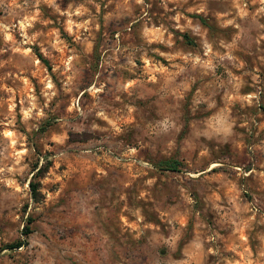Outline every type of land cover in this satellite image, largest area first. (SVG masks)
Returning a JSON list of instances; mask_svg holds the SVG:
<instances>
[{
  "label": "rangeland",
  "instance_id": "rangeland-1",
  "mask_svg": "<svg viewBox=\"0 0 264 264\" xmlns=\"http://www.w3.org/2000/svg\"><path fill=\"white\" fill-rule=\"evenodd\" d=\"M0 264H264V0H0Z\"/></svg>",
  "mask_w": 264,
  "mask_h": 264
},
{
  "label": "trees",
  "instance_id": "trees-1",
  "mask_svg": "<svg viewBox=\"0 0 264 264\" xmlns=\"http://www.w3.org/2000/svg\"><path fill=\"white\" fill-rule=\"evenodd\" d=\"M40 55V59L44 60V57ZM173 169H176L177 165H173L171 166ZM47 171L46 168H44L43 166H39L37 165L35 167V172L33 174V178L30 181V188H31V194L32 197L34 198V200L36 202H39L42 198V192H41V182L39 180H37V178L42 177V175ZM32 231L30 230V228L28 227L26 230V234L29 235ZM24 245V243H17L15 246L13 247H22Z\"/></svg>",
  "mask_w": 264,
  "mask_h": 264
}]
</instances>
